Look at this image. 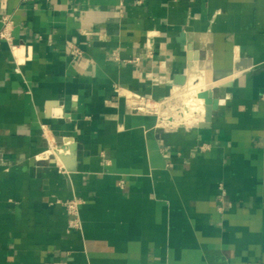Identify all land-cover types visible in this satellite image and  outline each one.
<instances>
[{
  "label": "crops",
  "instance_id": "obj_1",
  "mask_svg": "<svg viewBox=\"0 0 264 264\" xmlns=\"http://www.w3.org/2000/svg\"><path fill=\"white\" fill-rule=\"evenodd\" d=\"M3 15L0 264H264V0H0ZM203 71L207 127L127 103ZM42 125L61 159L37 158Z\"/></svg>",
  "mask_w": 264,
  "mask_h": 264
},
{
  "label": "built area",
  "instance_id": "obj_2",
  "mask_svg": "<svg viewBox=\"0 0 264 264\" xmlns=\"http://www.w3.org/2000/svg\"><path fill=\"white\" fill-rule=\"evenodd\" d=\"M2 27L0 29V39L8 41L13 49L12 28L13 21L9 16L1 17ZM77 55L81 54L79 49H75ZM203 90H192V86L182 88L173 92L168 97L153 99L148 95H142L135 92L127 93L126 100L129 107L136 112L154 115L157 120V126L163 129H173L179 126H187L192 122L199 123L205 121V101L198 97V93ZM202 99V103H195L192 99ZM191 102V103H188ZM43 135L47 141V149L40 153L37 158L40 159H61L63 151L58 147L54 140L48 138V128L42 125ZM68 143V142H66ZM67 213L71 216L70 227H80L79 221V201L77 199L68 200L66 203Z\"/></svg>",
  "mask_w": 264,
  "mask_h": 264
},
{
  "label": "water",
  "instance_id": "obj_3",
  "mask_svg": "<svg viewBox=\"0 0 264 264\" xmlns=\"http://www.w3.org/2000/svg\"><path fill=\"white\" fill-rule=\"evenodd\" d=\"M198 97L202 98L205 101V121L200 123V127H207L211 121L212 113L216 109L218 101L213 96V90L207 89L198 93Z\"/></svg>",
  "mask_w": 264,
  "mask_h": 264
},
{
  "label": "bare ground",
  "instance_id": "obj_4",
  "mask_svg": "<svg viewBox=\"0 0 264 264\" xmlns=\"http://www.w3.org/2000/svg\"><path fill=\"white\" fill-rule=\"evenodd\" d=\"M217 81L218 80L214 77L212 72L203 71V72L200 73L198 81L196 83H194L193 85H191L192 86V90L197 91L199 89L202 90L203 88H210V87L216 85L218 83ZM221 81H223V80H221ZM211 89H213V87ZM192 101L195 103V105H198V103H202L203 102L202 99H198V98H196L194 100L192 99ZM188 103H191V102H188Z\"/></svg>",
  "mask_w": 264,
  "mask_h": 264
},
{
  "label": "rangeland",
  "instance_id": "obj_5",
  "mask_svg": "<svg viewBox=\"0 0 264 264\" xmlns=\"http://www.w3.org/2000/svg\"><path fill=\"white\" fill-rule=\"evenodd\" d=\"M196 74H198V73H196Z\"/></svg>",
  "mask_w": 264,
  "mask_h": 264
}]
</instances>
